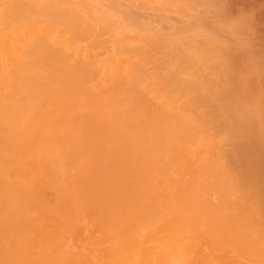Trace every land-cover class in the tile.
Segmentation results:
<instances>
[{
	"label": "bare ground",
	"instance_id": "6f19581e",
	"mask_svg": "<svg viewBox=\"0 0 264 264\" xmlns=\"http://www.w3.org/2000/svg\"><path fill=\"white\" fill-rule=\"evenodd\" d=\"M58 1L0 0V264H264V126L220 54Z\"/></svg>",
	"mask_w": 264,
	"mask_h": 264
},
{
	"label": "rangeland",
	"instance_id": "374dc122",
	"mask_svg": "<svg viewBox=\"0 0 264 264\" xmlns=\"http://www.w3.org/2000/svg\"><path fill=\"white\" fill-rule=\"evenodd\" d=\"M71 1L72 0H59L57 2V5L59 4V7L56 5L58 8L65 9V7H62L64 5L66 6V11H68L67 13H63L65 10L62 11L60 9L59 13L64 14H60V16L62 15L60 18L65 19V16L70 17L68 9ZM151 1L152 2H150V0H137L136 3L138 4H136L135 0H132V2H134L132 6L126 3L122 13L125 12L124 18L128 19L127 21H123L120 17L107 14L104 15V19L107 21L109 20L108 22L113 21L112 23L120 27L131 29L130 31L135 35L141 34L136 32H144L145 34L149 32L150 35L156 36L163 34L172 40V43L167 40L169 42H167V44L169 45H165L166 42L164 45L166 47L169 46L167 48H171L170 46H176L174 44L177 42L176 48L178 47L180 52L183 51L182 48L185 49L183 43H190L196 49L202 47V52H205L204 48L205 50L213 48L214 53L217 51L215 54H218V56L220 54L221 57L217 58V56H214L219 60L216 59V61H213L215 59L211 56L213 60H211V64L210 62L208 63L206 72L208 74V72L213 71L209 74H212V76L217 79L218 86L222 89V99L225 100V96L232 97L233 93L230 92L231 90L234 94L237 93L238 96L239 94L244 95L243 100L246 98L245 102H249L248 104L252 105L251 108L254 109V112L256 111V114L253 113V115L255 114L258 116L256 118H259V115L261 116V125L264 126V0H216V2H214L215 0H182L183 2L181 0H169L170 2L166 0ZM190 4H192V6ZM185 5L188 6L186 7ZM207 9L210 10L208 11ZM116 14L118 16L121 15L118 12H116ZM67 20L68 18L64 22L66 23ZM68 48L70 47L68 46ZM190 48L187 49L188 51L186 49L183 51L185 56H189H186L188 62L187 66L193 61L191 56L195 55V51L197 53V50L193 48L194 51L192 47ZM67 49H62L61 54L64 53V50L70 53V49ZM174 49L173 51H175ZM178 51L176 50L173 53L181 55L185 59V56L182 55L183 52L179 54L180 52L178 53ZM191 51L193 53L189 55ZM199 51L200 50H198V52ZM209 51L210 50H207L205 53ZM202 52L200 51L199 53L202 54ZM210 52V54H213L212 50ZM58 53L60 55V52ZM199 53H197V58L193 56L194 60L197 59L198 61L201 57L206 58L203 57L205 53H203L201 57H199ZM210 54H208L209 57ZM64 57H66V55H64ZM211 57L210 59H212ZM188 58H190V60ZM202 58L201 61H206V59H208ZM218 61L223 64L221 65V71L220 64L217 63ZM194 62L195 61H193V63ZM212 64L215 67H213ZM226 73L228 75H226ZM235 99L239 101L240 98ZM244 107L246 108V106ZM244 107L243 109H245ZM247 108L244 110L246 111L245 113H247ZM253 115L251 114L252 117L250 116L251 122L256 119H254ZM260 118L258 119L259 122ZM253 123L257 125L258 122L256 123L253 121ZM259 146L263 148L261 144ZM262 167H264V165L261 166V168Z\"/></svg>",
	"mask_w": 264,
	"mask_h": 264
}]
</instances>
